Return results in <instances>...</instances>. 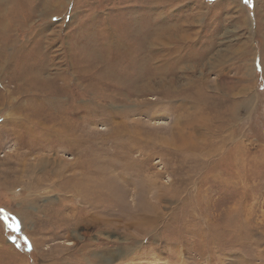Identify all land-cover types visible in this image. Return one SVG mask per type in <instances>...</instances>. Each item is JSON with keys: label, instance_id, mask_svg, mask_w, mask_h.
<instances>
[{"label": "rangeland", "instance_id": "rangeland-1", "mask_svg": "<svg viewBox=\"0 0 264 264\" xmlns=\"http://www.w3.org/2000/svg\"><path fill=\"white\" fill-rule=\"evenodd\" d=\"M0 264H264V0H0Z\"/></svg>", "mask_w": 264, "mask_h": 264}]
</instances>
